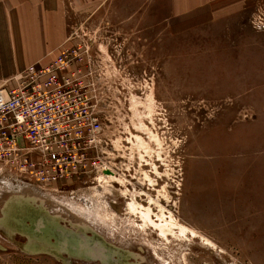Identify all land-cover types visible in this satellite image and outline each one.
<instances>
[{
	"label": "rangeland",
	"instance_id": "374dc122",
	"mask_svg": "<svg viewBox=\"0 0 264 264\" xmlns=\"http://www.w3.org/2000/svg\"><path fill=\"white\" fill-rule=\"evenodd\" d=\"M55 8L90 47L103 166L38 191L0 161V264H113L54 223L118 264H264V0H0V87L29 64L21 28Z\"/></svg>",
	"mask_w": 264,
	"mask_h": 264
},
{
	"label": "built area",
	"instance_id": "2783aa9c",
	"mask_svg": "<svg viewBox=\"0 0 264 264\" xmlns=\"http://www.w3.org/2000/svg\"><path fill=\"white\" fill-rule=\"evenodd\" d=\"M69 40L53 59L28 64L14 85L0 87V161L41 190L103 166L90 47Z\"/></svg>",
	"mask_w": 264,
	"mask_h": 264
},
{
	"label": "crops",
	"instance_id": "0c3cea01",
	"mask_svg": "<svg viewBox=\"0 0 264 264\" xmlns=\"http://www.w3.org/2000/svg\"><path fill=\"white\" fill-rule=\"evenodd\" d=\"M44 11L42 12V15ZM44 16V15H43ZM33 23L25 24L21 28L22 52L18 60L30 63H46L53 59L59 52L61 46L68 39V27L61 17V10L55 8V22L34 19ZM27 43V45H25Z\"/></svg>",
	"mask_w": 264,
	"mask_h": 264
},
{
	"label": "water",
	"instance_id": "95a60500",
	"mask_svg": "<svg viewBox=\"0 0 264 264\" xmlns=\"http://www.w3.org/2000/svg\"><path fill=\"white\" fill-rule=\"evenodd\" d=\"M41 230L48 236H54L59 239V244L61 243V246H64L72 255H81L88 259H98L101 261L108 260L113 264L119 263L115 257L114 248L107 245L98 236L69 232L56 223L41 228Z\"/></svg>",
	"mask_w": 264,
	"mask_h": 264
},
{
	"label": "bare ground",
	"instance_id": "6f19581e",
	"mask_svg": "<svg viewBox=\"0 0 264 264\" xmlns=\"http://www.w3.org/2000/svg\"><path fill=\"white\" fill-rule=\"evenodd\" d=\"M36 190H38V191H42V190H39V189H37L36 188ZM150 223L151 224V226H153V227H156L159 231H160V233H161V235H163V236H166V234L168 233V232H174V228L175 227H178L179 228V231H180V233H182V234H184V235H186L185 233V231H186V228H188L187 226H185V225H183V224H181V225H177L176 223H173V222H171V223H168V222H163V223H156V222H152V220L149 218V215L147 214V216L145 217V223ZM167 238V237H166ZM155 252H156V250H154ZM159 256V255H158ZM164 257V256H163ZM167 257V256H166ZM165 257V258H166Z\"/></svg>",
	"mask_w": 264,
	"mask_h": 264
},
{
	"label": "flooded vegetation",
	"instance_id": "af4514ba",
	"mask_svg": "<svg viewBox=\"0 0 264 264\" xmlns=\"http://www.w3.org/2000/svg\"><path fill=\"white\" fill-rule=\"evenodd\" d=\"M134 264H138V259H135V262H133Z\"/></svg>",
	"mask_w": 264,
	"mask_h": 264
}]
</instances>
